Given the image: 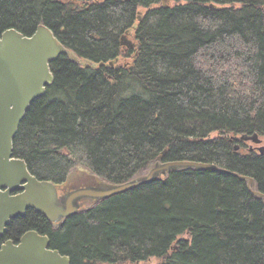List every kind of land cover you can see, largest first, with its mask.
<instances>
[{"label": "trees", "instance_id": "trees-1", "mask_svg": "<svg viewBox=\"0 0 264 264\" xmlns=\"http://www.w3.org/2000/svg\"><path fill=\"white\" fill-rule=\"evenodd\" d=\"M164 1L0 0V33L45 24L85 62H52L20 124L14 156L38 179L59 187L83 166L122 183L166 150L162 161L217 164L264 193V154L240 139L264 141V0ZM28 230L71 264H264L263 198L213 170H172L58 229L30 209L4 238Z\"/></svg>", "mask_w": 264, "mask_h": 264}, {"label": "water", "instance_id": "water-1", "mask_svg": "<svg viewBox=\"0 0 264 264\" xmlns=\"http://www.w3.org/2000/svg\"><path fill=\"white\" fill-rule=\"evenodd\" d=\"M167 4V1H164ZM128 33L122 36V45L133 47ZM61 55L84 64L85 62L55 35L45 24H39L31 35L15 28L0 33V235L11 221L23 217L33 209L53 223L77 214L81 207L108 198L144 184L152 183L172 170L194 168L229 174L245 181L249 191L264 200L253 177L232 172L213 163L198 161H162L159 156L140 175L122 183H109L94 177L91 181L74 185L62 194L57 185L33 175L24 159L14 156V139L31 104L45 95L53 85L55 75L51 63ZM252 141L264 154L263 140L257 134L242 135ZM238 149V147H236ZM50 238L35 230L24 233L19 244L8 240L0 249V264H71L67 255L49 248Z\"/></svg>", "mask_w": 264, "mask_h": 264}, {"label": "rangeland", "instance_id": "rangeland-1", "mask_svg": "<svg viewBox=\"0 0 264 264\" xmlns=\"http://www.w3.org/2000/svg\"><path fill=\"white\" fill-rule=\"evenodd\" d=\"M131 37H129L130 39ZM264 145V141L262 143ZM259 151V150H258ZM88 169L82 166H78L74 168L71 172L70 177L66 181L64 185L59 186L63 191L67 190L68 188L70 189L74 185H80V184H85L89 181H91L94 177H96L91 171H87ZM157 259L152 258L149 261V264H156Z\"/></svg>", "mask_w": 264, "mask_h": 264}, {"label": "flooded vegetation", "instance_id": "flooded-vegetation-1", "mask_svg": "<svg viewBox=\"0 0 264 264\" xmlns=\"http://www.w3.org/2000/svg\"><path fill=\"white\" fill-rule=\"evenodd\" d=\"M59 188V193L60 194H62L64 191H63V189H61L60 187H58ZM26 213H27V211H26ZM26 215V214H25ZM24 215V216H25ZM49 221V220H48ZM50 222V221H49ZM52 223V225L55 227V228H60V224H62L63 223V221H61V222H58V223H53V222H51ZM8 228V227H7ZM29 231V230H28ZM7 232V231H6ZM6 232L4 233V235L3 236H1L0 235V238H4V236H5V234H6ZM27 232V231H26ZM25 233V232H24ZM24 233H20V235H18L16 238H4V239H2V240H0V249L2 248V246L8 241V240H12L13 242H14V244H19L20 243V240H21V238H22V236L24 235ZM39 233V232H38ZM42 235H46V234H42ZM48 236V235H47ZM49 237V236H48ZM49 248H51V249H54L55 250V248H52L51 247V242H50V245H49ZM57 250V249H56ZM59 251V250H58ZM60 252V251H59ZM61 253V252H60ZM62 254V253H61ZM62 255H64V254H62ZM68 256V255H67ZM70 257V256H69ZM71 259V258H70Z\"/></svg>", "mask_w": 264, "mask_h": 264}]
</instances>
